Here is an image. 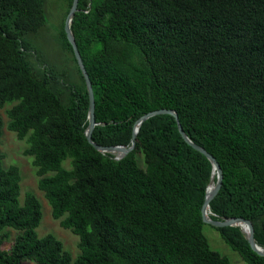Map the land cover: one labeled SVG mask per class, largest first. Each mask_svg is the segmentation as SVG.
<instances>
[{"label": "trees", "instance_id": "trees-1", "mask_svg": "<svg viewBox=\"0 0 264 264\" xmlns=\"http://www.w3.org/2000/svg\"><path fill=\"white\" fill-rule=\"evenodd\" d=\"M71 2L0 0V109L11 104L5 127L25 140L78 255L37 235L40 202L19 201V168L0 153V264H230L202 233L210 163L173 117L146 120L121 160L87 142V90L63 30ZM58 8L69 60L47 65L30 36ZM70 29L93 92L92 141L128 146L136 119L174 111L222 170L208 216L253 220L264 247V0H78ZM6 229L17 232L7 250ZM215 229L245 264H264L238 227Z\"/></svg>", "mask_w": 264, "mask_h": 264}, {"label": "rangeland", "instance_id": "rangeland-1", "mask_svg": "<svg viewBox=\"0 0 264 264\" xmlns=\"http://www.w3.org/2000/svg\"><path fill=\"white\" fill-rule=\"evenodd\" d=\"M61 16L62 8L53 9L51 18L47 17L46 28L35 36H30L34 42L35 48L38 49V54L47 65L52 64L54 61L62 64L59 61L69 60L68 54L59 52ZM30 61L35 68L38 67L33 58H30ZM10 106L11 104H6L4 108L0 109V117L4 123L0 136V153L3 155V167L7 168L11 165H15L19 168L21 176L19 201L21 203L26 193H32L40 202L42 215L40 224L36 228L37 235L39 237L47 234L54 235L61 241L63 248L75 259L78 255V238L70 230L61 227L59 220L52 218L50 206L45 200L42 192L37 188L38 177L32 164V158L24 154V150L27 147L25 140L18 139L16 134L8 131L5 127L7 122L5 109ZM5 232L8 234V240L3 247L7 250L17 232L12 229H6ZM202 233L207 239L209 247L219 254L226 256L230 264H245L239 256L221 240L215 228L203 224Z\"/></svg>", "mask_w": 264, "mask_h": 264}, {"label": "water", "instance_id": "water-1", "mask_svg": "<svg viewBox=\"0 0 264 264\" xmlns=\"http://www.w3.org/2000/svg\"><path fill=\"white\" fill-rule=\"evenodd\" d=\"M77 3H78V0H72L70 8L68 10V13L64 19L63 30L65 33L66 40L68 41V43L70 44V46L72 48L74 58L76 60L77 66H78V68L82 74V77L84 79V83L86 86V90H87V95H88L87 126L83 132L87 142L96 151H98L102 154H104V153L115 154L114 160H121L122 158H124L127 154H129L134 149L136 135H137L139 129L141 128L142 124L146 120H148L151 117L157 116V115H170L176 121L178 132H179L181 138L183 139V141L188 146H190L192 149H194L195 151L202 154L208 160V162L210 163V166H211V177H210L209 183L205 189L204 200H203V204H202L201 211H200L201 222L203 224L210 225V226L217 228V229L226 228V227H238L239 230L241 231V233L243 234L244 239L247 241L250 249L254 253H256L258 256L264 258V247H260L255 243V238H256L258 229H257L256 223L253 220L245 219V218H217V219H213V218L209 217L208 214H206V209L209 210V204H210L211 200L217 195V193L219 192V190L221 188V182H222V178H223L222 170H221L219 164L217 163V161L209 153H207L202 147L193 143L186 136V134L184 133V131L182 130V128L178 122L177 115L174 111L165 110V109L155 110V111L143 114L138 119H136L135 122L133 123V126H132L131 137H130V142H129L128 146L115 145V146L104 147V146L97 145L92 141L93 129L96 126H98V124L95 122V119H94L93 92H92V87H91L89 77L86 73V70L84 68L83 62H82L81 57H80V54L77 50L73 33L70 29L74 14L77 12ZM214 178H216V181H214ZM208 212L210 213V211H208ZM239 223H246V224L250 225L252 227V233L250 235L245 234L242 227L239 226Z\"/></svg>", "mask_w": 264, "mask_h": 264}, {"label": "bare ground", "instance_id": "bare-ground-1", "mask_svg": "<svg viewBox=\"0 0 264 264\" xmlns=\"http://www.w3.org/2000/svg\"><path fill=\"white\" fill-rule=\"evenodd\" d=\"M208 211L209 210L206 209V214H209ZM239 226L242 227V229H243V231H244L245 234L250 235L252 233V229H251V226L250 225H248L246 223H239Z\"/></svg>", "mask_w": 264, "mask_h": 264}]
</instances>
